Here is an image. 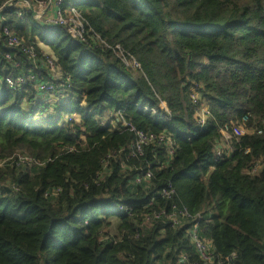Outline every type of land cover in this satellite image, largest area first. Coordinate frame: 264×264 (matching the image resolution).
<instances>
[{
	"label": "trees",
	"instance_id": "trees-1",
	"mask_svg": "<svg viewBox=\"0 0 264 264\" xmlns=\"http://www.w3.org/2000/svg\"><path fill=\"white\" fill-rule=\"evenodd\" d=\"M73 2L89 44L65 28H45L33 12L23 19L16 9L0 13L20 38L52 50L73 83L56 109L81 116L60 126L25 110L34 86L2 83L12 71L5 59L11 51L0 42V164L17 153L42 163L0 167V264H176L183 253L199 262L184 228L163 220L143 225L173 205L205 215L203 234L220 256L264 264V0ZM118 45L141 69L118 59ZM202 105L210 112L204 127L196 118ZM109 112H122L138 130L169 135L173 155L150 145L132 157L135 134L101 126L98 118ZM244 117L262 133L233 137L232 150L219 157L222 129ZM168 185L175 192L165 200Z\"/></svg>",
	"mask_w": 264,
	"mask_h": 264
},
{
	"label": "built area",
	"instance_id": "built-area-1",
	"mask_svg": "<svg viewBox=\"0 0 264 264\" xmlns=\"http://www.w3.org/2000/svg\"><path fill=\"white\" fill-rule=\"evenodd\" d=\"M15 0H8L0 7L8 10L10 8L16 9V16L18 19H23L27 12H33L28 1L32 2L33 10L35 11V18L45 28H65L75 41L88 43L87 34L90 29H87L86 19L81 12L75 7L73 0H23L14 3ZM7 21L6 17H0V42L6 46L11 52H16L18 57L11 52L5 56L6 61L10 64V72L2 81L13 90H22L25 86L32 84L34 86L36 96L30 102H25L23 107L25 110H35L37 119H48L58 121L60 126L68 124H79L81 116L77 114L64 115L59 112L56 105H64L72 96L73 83L71 77L64 71L55 54L50 51L47 52L39 46L36 42H29L24 38H20L10 26H5L3 23ZM98 39L100 37L97 36ZM103 44L110 47L103 40ZM38 47L40 50H38ZM116 56L127 67L134 69H141L140 63L134 56L123 50L119 45L113 48ZM194 102L199 101V96L193 94ZM168 111V108H164ZM210 116L207 105H202L197 112L196 118L199 126L204 127L208 122ZM37 120V121H38ZM103 128H108L110 131L117 132H133L135 134V141L133 142L132 157H142L146 146L158 145L166 146L170 155L174 153V142L171 137L165 133L156 134L153 132H146L136 129L132 123L126 120L122 112L106 113L104 116L98 118ZM248 117H244L241 121L233 120L222 129L223 141L216 147L217 155L224 156L230 152L231 147L227 141L233 137L239 138L248 133L246 123ZM74 148H71L73 150ZM225 149V150H224ZM108 155L107 158H111ZM107 159V160H108ZM4 163H9L16 167L34 168L42 165L32 157L24 153H17L12 158L4 160ZM256 171V168L253 169ZM152 177L151 173L146 174L144 178L139 177L138 183L143 180H149ZM60 190L56 189L46 196H57ZM174 189L168 185L161 193V197L165 200L171 199L174 194ZM154 200L151 201L152 206ZM122 212L125 211L120 206ZM203 213H191L186 207H179L173 205L171 210L160 209L152 212L146 216L144 226L153 225L157 221L163 220L171 225L174 229H185V237L189 240V244L193 247L195 255L199 262H196L190 254H179L177 256L176 264H238V255L232 253L228 257L220 256L214 245V242L206 237L202 231V222L205 220ZM109 237H105L107 239Z\"/></svg>",
	"mask_w": 264,
	"mask_h": 264
},
{
	"label": "rangeland",
	"instance_id": "rangeland-1",
	"mask_svg": "<svg viewBox=\"0 0 264 264\" xmlns=\"http://www.w3.org/2000/svg\"><path fill=\"white\" fill-rule=\"evenodd\" d=\"M248 133L250 134H255L256 133V135L257 136H259L262 132H260V131H257L256 129H250V130H248ZM225 150V149H224ZM112 225H111V227L108 229V233L110 234V235H112L113 237H116L117 235H118V225H119V221H118V219H112Z\"/></svg>",
	"mask_w": 264,
	"mask_h": 264
},
{
	"label": "crops",
	"instance_id": "crops-1",
	"mask_svg": "<svg viewBox=\"0 0 264 264\" xmlns=\"http://www.w3.org/2000/svg\"><path fill=\"white\" fill-rule=\"evenodd\" d=\"M39 46L42 47L43 50L47 51V52H50L52 51L50 48L46 47L45 45H43L42 43L38 42ZM168 108L167 107V104L166 103H162L161 104V108L164 109V108ZM165 110V109H164Z\"/></svg>",
	"mask_w": 264,
	"mask_h": 264
},
{
	"label": "water",
	"instance_id": "water-1",
	"mask_svg": "<svg viewBox=\"0 0 264 264\" xmlns=\"http://www.w3.org/2000/svg\"><path fill=\"white\" fill-rule=\"evenodd\" d=\"M20 1H23V0H15L14 3H18ZM28 3H29V5H30V7H31V9L33 11V14L35 15V11L33 10V4H32V2L28 1Z\"/></svg>",
	"mask_w": 264,
	"mask_h": 264
}]
</instances>
